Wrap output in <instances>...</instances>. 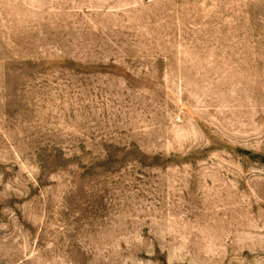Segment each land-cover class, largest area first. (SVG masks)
<instances>
[{
  "label": "rangeland",
  "instance_id": "rangeland-1",
  "mask_svg": "<svg viewBox=\"0 0 264 264\" xmlns=\"http://www.w3.org/2000/svg\"><path fill=\"white\" fill-rule=\"evenodd\" d=\"M0 264H264V0H0Z\"/></svg>",
  "mask_w": 264,
  "mask_h": 264
}]
</instances>
